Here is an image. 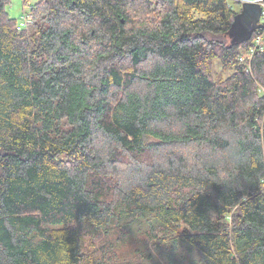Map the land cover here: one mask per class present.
Listing matches in <instances>:
<instances>
[{"label": "trees", "instance_id": "trees-1", "mask_svg": "<svg viewBox=\"0 0 264 264\" xmlns=\"http://www.w3.org/2000/svg\"><path fill=\"white\" fill-rule=\"evenodd\" d=\"M10 3L0 264H264V48H229L241 4L22 0L18 31Z\"/></svg>", "mask_w": 264, "mask_h": 264}, {"label": "water", "instance_id": "water-1", "mask_svg": "<svg viewBox=\"0 0 264 264\" xmlns=\"http://www.w3.org/2000/svg\"><path fill=\"white\" fill-rule=\"evenodd\" d=\"M241 4L240 11L234 16L233 21L226 33L229 39V48L248 42L252 34L264 29L260 23L262 16L261 2L264 0H234Z\"/></svg>", "mask_w": 264, "mask_h": 264}, {"label": "built area", "instance_id": "built-area-1", "mask_svg": "<svg viewBox=\"0 0 264 264\" xmlns=\"http://www.w3.org/2000/svg\"><path fill=\"white\" fill-rule=\"evenodd\" d=\"M262 16L260 23L264 25V2H261ZM32 24V12L31 6H24L21 19L17 21V30L22 31ZM262 33L258 34L252 41V45L241 55L239 61L247 63L251 60L253 55L257 51H261L264 48V29H261Z\"/></svg>", "mask_w": 264, "mask_h": 264}, {"label": "rangeland", "instance_id": "rangeland-1", "mask_svg": "<svg viewBox=\"0 0 264 264\" xmlns=\"http://www.w3.org/2000/svg\"><path fill=\"white\" fill-rule=\"evenodd\" d=\"M31 2H35V0H30ZM235 9L239 10L238 6H234ZM24 5L22 3V0H11L10 5L7 7V12L10 16V18L16 19V21H19L21 19V16L23 14ZM241 9V6H240ZM228 39V38H227ZM229 41V39H228ZM244 53V52H243ZM242 53V54H243ZM242 63V62H240ZM212 72L217 78V76H222L225 78L227 76V73L222 74L221 67L218 60L213 61L212 63ZM124 250H121V253H123ZM160 264H163L162 262Z\"/></svg>", "mask_w": 264, "mask_h": 264}]
</instances>
